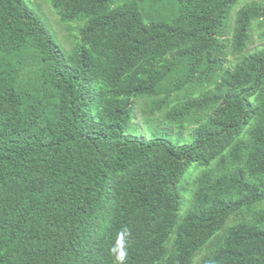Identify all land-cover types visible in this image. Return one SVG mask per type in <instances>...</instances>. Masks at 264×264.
<instances>
[{"label": "trees", "instance_id": "1", "mask_svg": "<svg viewBox=\"0 0 264 264\" xmlns=\"http://www.w3.org/2000/svg\"><path fill=\"white\" fill-rule=\"evenodd\" d=\"M46 1L70 50L0 0V264H264V3Z\"/></svg>", "mask_w": 264, "mask_h": 264}, {"label": "rangeland", "instance_id": "2", "mask_svg": "<svg viewBox=\"0 0 264 264\" xmlns=\"http://www.w3.org/2000/svg\"><path fill=\"white\" fill-rule=\"evenodd\" d=\"M34 7L36 8L37 11H39L43 17L49 22V24L51 25L52 29L56 32V34L58 35V38L60 40V42L62 43V45L64 46V48L66 50H70L71 49V38L77 35V30L79 28V26H75L74 29V34L72 32L69 31V26L64 25L61 21L59 16L57 15V13L55 12V10L52 8L51 4L46 1V0H33ZM264 0H241L240 4L236 7V9L233 12V16H232V23L231 26L233 27V22H234V18L235 15L237 14V12L239 10H241L243 7H245L247 4H263ZM74 24V23H72ZM253 34V47L252 49H257L260 48L264 45V22L263 24H257L252 31ZM135 112H136V124L139 126H141L142 130H139V133L143 136H146L148 138L151 137L152 135V131H149L146 129V127H143V109H142V105L138 104L137 106H135ZM156 116H162L161 114H158ZM135 118V117H134ZM158 118V117H157ZM156 118V119H157ZM160 133H165L164 138L169 141L172 142L174 144H178V145H184V144H190L192 142H194L195 140V136L193 134V131L190 129H187L186 131H179L177 128L173 127V130H157ZM192 171L193 169L188 173L187 175V179L190 180L191 176H192ZM191 196H188V200ZM190 210L189 207V201H187L183 211H182V215H186L188 213V211Z\"/></svg>", "mask_w": 264, "mask_h": 264}, {"label": "clouds", "instance_id": "3", "mask_svg": "<svg viewBox=\"0 0 264 264\" xmlns=\"http://www.w3.org/2000/svg\"><path fill=\"white\" fill-rule=\"evenodd\" d=\"M123 236H124V233L123 232L120 233V236L118 238V246L122 245ZM115 258H116L117 264H125V260L127 258V252L123 249V247H121L120 251L116 253Z\"/></svg>", "mask_w": 264, "mask_h": 264}]
</instances>
